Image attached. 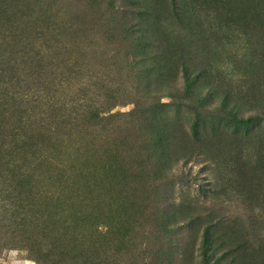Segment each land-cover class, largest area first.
Returning a JSON list of instances; mask_svg holds the SVG:
<instances>
[{
  "label": "rangeland",
  "instance_id": "1",
  "mask_svg": "<svg viewBox=\"0 0 264 264\" xmlns=\"http://www.w3.org/2000/svg\"><path fill=\"white\" fill-rule=\"evenodd\" d=\"M0 264H264V0H0Z\"/></svg>",
  "mask_w": 264,
  "mask_h": 264
}]
</instances>
